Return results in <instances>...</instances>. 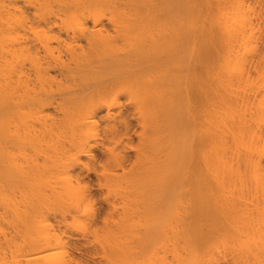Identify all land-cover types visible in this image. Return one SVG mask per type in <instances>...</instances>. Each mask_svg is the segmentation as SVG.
<instances>
[{
	"label": "bare ground",
	"instance_id": "6f19581e",
	"mask_svg": "<svg viewBox=\"0 0 264 264\" xmlns=\"http://www.w3.org/2000/svg\"><path fill=\"white\" fill-rule=\"evenodd\" d=\"M0 264H264V0H0Z\"/></svg>",
	"mask_w": 264,
	"mask_h": 264
}]
</instances>
